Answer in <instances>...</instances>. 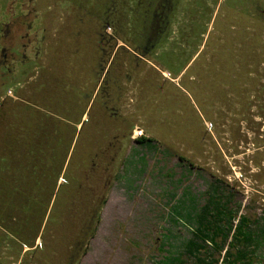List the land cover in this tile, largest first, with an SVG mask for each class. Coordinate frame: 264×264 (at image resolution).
Returning a JSON list of instances; mask_svg holds the SVG:
<instances>
[{
    "label": "rangeland",
    "instance_id": "1",
    "mask_svg": "<svg viewBox=\"0 0 264 264\" xmlns=\"http://www.w3.org/2000/svg\"><path fill=\"white\" fill-rule=\"evenodd\" d=\"M24 1L40 53L0 99V264H264V0H192L190 45L172 44L174 25L138 59L127 0ZM104 23L129 51L112 41L102 60ZM12 129L27 154L44 137L55 185L49 162L41 178L17 163ZM242 217L249 242L233 238Z\"/></svg>",
    "mask_w": 264,
    "mask_h": 264
},
{
    "label": "flooded vegetation",
    "instance_id": "2",
    "mask_svg": "<svg viewBox=\"0 0 264 264\" xmlns=\"http://www.w3.org/2000/svg\"><path fill=\"white\" fill-rule=\"evenodd\" d=\"M28 1L32 2V0ZM24 2V0H19V10L21 14H18L15 17L14 13L11 12L12 1L0 0V9H2L3 12L2 18H0V99L4 100L7 98L6 96H8L5 94L8 88L7 83L11 79L15 78L18 73V69L15 68L16 62L20 64L23 63L25 61L27 51H30L29 53L34 54L35 57H37L40 53V49H38L39 47L37 46L38 42H34L33 35L30 34V32H27L26 16L27 13L30 12H27L24 7L22 8ZM182 2V0H150L148 2L147 12L142 14L144 17L140 15L139 20L140 22L147 24L146 32L141 34V36L143 35V39H145L146 43L149 44V47H146V49H149V53L154 50L156 45L161 40L169 39L170 34L172 32L174 33L172 30L174 25H178V28L176 29V42L172 44L175 46H178L179 44H184L185 46L190 45L191 30L189 29V23L195 19L197 12L194 9L191 11L190 5L192 0H186L187 3L183 2L184 4ZM137 4L140 6L139 2H137ZM151 5L153 7L150 8ZM245 12L246 15H248L246 24L243 25L244 29H242V38L244 40L247 39L250 30V19L252 16L250 4L247 5V7L245 6ZM181 20L184 24L180 22ZM16 27L17 29H20L19 32L16 31ZM226 37L227 41L230 43V46L228 45L229 47L226 56L229 63L228 75L229 80L233 81L235 79V50L233 47L236 36L231 33V35H227ZM139 40L140 39L137 40V44H139ZM247 40H249V37ZM14 45L17 46L16 51H19L18 54H16L12 49ZM120 45H122L121 42L116 44V46ZM138 48L139 45H137V49ZM217 52H219L217 57L218 55L221 56L220 44L217 47ZM217 57H215V60ZM219 63H223L222 57L220 58ZM8 99L10 100V97ZM6 117L8 118V115Z\"/></svg>",
    "mask_w": 264,
    "mask_h": 264
},
{
    "label": "trees",
    "instance_id": "3",
    "mask_svg": "<svg viewBox=\"0 0 264 264\" xmlns=\"http://www.w3.org/2000/svg\"><path fill=\"white\" fill-rule=\"evenodd\" d=\"M150 0H127V4H126V12L128 11L131 15L132 14H135L136 12H137V10H138V17H140V15L142 16V14L143 13H146L147 12V5H148V2H149ZM155 1H158V0H155ZM137 2H139V5L140 6H138V4H137ZM142 5H141V4ZM128 5V6H127ZM151 7H153L152 5L150 6V8ZM126 12H125V14H126ZM124 14V15H125ZM123 15V16H124ZM125 17H126V19L128 18L127 17V15H125ZM131 17V16H130ZM142 17H144V16H142ZM106 18V17H105ZM106 19H108V18H106ZM122 20H123V17H122ZM113 25H109V23H104V25H103V27H102V30H100V35H99V37L101 38V39H106V42H107V45L109 46L108 48H106V50H108L107 52H105L104 54H103V58H102V60H104L105 58H106V55L109 53V48H110V46H111V43H112V41H114V44H113V47H114V45H116V44H118L117 42L119 41V39L120 38H122V35H121V32H120V30H118L119 28H118V23H112ZM141 25L144 27V31H143V34H144V32H146V29H147V24H145V23H142L141 22ZM107 28L110 30V32H108L107 31ZM111 31L113 32V34L111 33ZM136 38H138V39H140L139 40V44H137L138 43V41L136 42V49H137V45H139V48L137 49V52L136 51H130L129 52V54H130V56H132V58H135V59H138L136 56H139V54H138V52L140 53V55H148V54H150L149 53V49H146V47H149V44H147L146 43V41H145V39H143V35L142 36H138V37H136ZM137 39V40H138ZM122 43V42H121ZM124 44V45H123ZM127 45H125V43H122V45H120L119 47H124V48H126V50L127 51H129L128 49H127V47H126ZM113 47H112V49H111V52L109 53V55H108V60H109V58H110V55H111V53H112V50H113ZM101 50H103L102 48H101ZM135 54H137V55H135ZM108 60H107V62H108ZM107 62H106V64H107ZM104 69H105V67H103L102 68V70H101V73H102V71H104ZM100 76H101V74H100ZM100 76H99V78H100ZM79 123V122H78ZM9 125V124H8ZM12 125H13V123H11V121H10V126H11V128H12ZM13 130V129H12ZM14 136V138H13V142H15L16 144L18 143L19 144V146L18 147H20L21 146V144L23 143L24 144V146H26V137L23 135V134H18L17 132H16V134H15V131L13 130V133H12V136H11V138ZM44 137H42V142H41V145L42 146H40L39 145V150H38V147H37V145L35 144V145H33L35 142H33L31 145H32V151H31V153L30 154H27V153H25V151H24V149H25V147H23V148H18V150L20 151V152H18L19 154V156H18V159L16 158V160L18 161L17 163H19L20 165H22V169H23V166L26 168V169H28L29 171H30V174L28 173V175L30 176L31 175V177L32 176H34L35 175V177H37L38 175H39V177L41 178L42 177V170L43 169H41V164H43V166H49V164H50V167H49V170H48V173L46 174L45 173V169H44V173H45V176L47 177H45V179L48 181V180H51L50 182H53L54 183V185H55V181H56V179H54L53 177H56L57 178V176L59 175V173H60V171L62 170H60V169H58V171H57V173L54 175V174H52V172H51V158H52V155L50 154V153H52V152H50L49 151V148L47 147V144H46V140H44L43 139ZM29 139H32L31 137H29ZM135 139L138 141V142H144L145 140H147L145 137H144V135H141V136H139V137H135ZM27 145H29V144H27ZM30 146V145H29ZM17 147V146H16ZM47 150V151H46ZM39 156V157H38ZM1 157H2V160H3V156L1 155ZM0 157V158H1ZM5 158L7 157V155H5L4 156ZM13 157V156H12ZM14 162H15V159H14ZM47 162H49V164L47 163ZM30 164H33L32 165V169H30L28 166H30ZM24 168V169H25ZM13 168H11L10 170H12ZM27 170V171H28ZM43 184H44V187H48V185H50L49 183H46L45 181H44V179H43ZM82 183H78V187H79V189L82 187V185H81ZM52 186V185H51ZM26 190V189H25ZM88 192H86L85 194H87ZM89 194H91V193H89ZM78 195H81V193H79L78 192ZM96 211H97V209L95 208L94 210H92V212H91V214H90V217H89V219L92 221L94 218H96V216H97V213H96ZM249 223V219L248 218H246V217H242L241 219H240V223H239V225L238 226H236V229H235V231L233 232V238H234V240H237V241H242V242H244V241H251V239H252V236H253V233H251V232H247L245 229L247 228V224ZM220 233V230H218V229H215L214 231H213V234H212V236L210 237L211 238V240H213V241H215L214 239H215V236L217 235V234H219ZM207 235H205V238H207L206 237ZM192 245V244H191ZM227 264H235V261L234 260H232V261H229Z\"/></svg>",
    "mask_w": 264,
    "mask_h": 264
},
{
    "label": "built area",
    "instance_id": "4",
    "mask_svg": "<svg viewBox=\"0 0 264 264\" xmlns=\"http://www.w3.org/2000/svg\"><path fill=\"white\" fill-rule=\"evenodd\" d=\"M142 135V130L141 129H137L135 132H134V137H139Z\"/></svg>",
    "mask_w": 264,
    "mask_h": 264
}]
</instances>
